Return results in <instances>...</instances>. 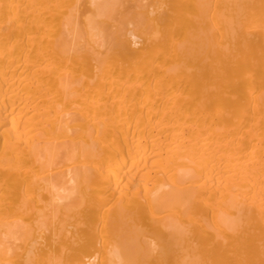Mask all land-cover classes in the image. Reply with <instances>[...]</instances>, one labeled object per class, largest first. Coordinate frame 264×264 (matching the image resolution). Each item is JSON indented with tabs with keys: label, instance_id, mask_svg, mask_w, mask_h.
I'll list each match as a JSON object with an SVG mask.
<instances>
[{
	"label": "bare ground",
	"instance_id": "obj_1",
	"mask_svg": "<svg viewBox=\"0 0 264 264\" xmlns=\"http://www.w3.org/2000/svg\"><path fill=\"white\" fill-rule=\"evenodd\" d=\"M0 264H264V0H0Z\"/></svg>",
	"mask_w": 264,
	"mask_h": 264
}]
</instances>
